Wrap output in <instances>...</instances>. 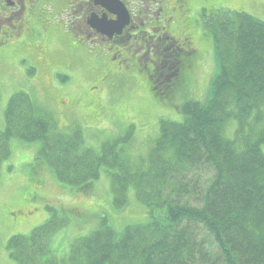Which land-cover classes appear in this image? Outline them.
Instances as JSON below:
<instances>
[{
  "label": "trees",
  "instance_id": "16d2710c",
  "mask_svg": "<svg viewBox=\"0 0 264 264\" xmlns=\"http://www.w3.org/2000/svg\"><path fill=\"white\" fill-rule=\"evenodd\" d=\"M218 74L204 101L186 102L181 122L162 120L142 164H130L117 138L99 152L82 131L68 135L25 93L14 94L0 132V167L11 142L40 143L39 155L67 192H86L106 168L114 205L128 193L150 210L149 224L122 234L103 221L73 243L64 264H264V22L246 13L211 19ZM154 86H156L154 84ZM154 94L167 96L163 88ZM173 98V97H172ZM236 122L237 136L225 131ZM201 170L210 177L199 186ZM154 213L157 217L154 216ZM69 218H51L29 237L13 236L7 250L17 264H59L51 235Z\"/></svg>",
  "mask_w": 264,
  "mask_h": 264
},
{
  "label": "rangeland",
  "instance_id": "374dc122",
  "mask_svg": "<svg viewBox=\"0 0 264 264\" xmlns=\"http://www.w3.org/2000/svg\"><path fill=\"white\" fill-rule=\"evenodd\" d=\"M169 1L174 0H164ZM206 2L213 6L193 24L197 56L191 68L183 71L181 87L173 91V98L151 92L145 70L136 74L149 63L150 54L128 64L123 63L122 55L110 66L107 45L104 50L94 44L83 47L81 41L73 39L68 12L45 7L22 37L0 46V131L5 129L10 98L23 92L53 116L59 131L70 135L81 130L85 145L96 152L104 143L128 136L129 142L123 145L125 157L130 164H142L159 135L161 120L181 122V108L186 102H204L210 96L218 74L211 29L215 7L228 15L243 12L264 22V0ZM45 25L49 29H43ZM133 79L135 87L125 82L132 83ZM231 122L225 134L234 138L238 125ZM263 125L250 120L244 134L251 128L259 131ZM11 143V156L0 167V264H17L7 250L13 236L29 237L51 218H69L68 224L49 239V249L59 264L65 263L75 240L90 235L103 221L117 234L128 226L151 222L149 208L135 198L133 188L126 207L114 205L106 168L94 188L67 192L39 155L40 143ZM209 172H199V186L210 177Z\"/></svg>",
  "mask_w": 264,
  "mask_h": 264
},
{
  "label": "flooded vegetation",
  "instance_id": "af4514ba",
  "mask_svg": "<svg viewBox=\"0 0 264 264\" xmlns=\"http://www.w3.org/2000/svg\"><path fill=\"white\" fill-rule=\"evenodd\" d=\"M205 2L0 0V46L22 37L30 23L39 19V12L51 6L68 12V20L73 25V39L81 41L79 43L83 47L94 44L103 49L107 45V54H111L110 66H114L113 63L122 55L125 58L123 63L128 64L132 59L137 62L150 54L149 63L138 68L136 74L145 70L143 74L148 87L154 91L163 88L170 96L181 87L183 71L191 68V61L197 56V49L193 47V24L213 6ZM43 29H49V25ZM125 82L134 86V79L132 83Z\"/></svg>",
  "mask_w": 264,
  "mask_h": 264
}]
</instances>
